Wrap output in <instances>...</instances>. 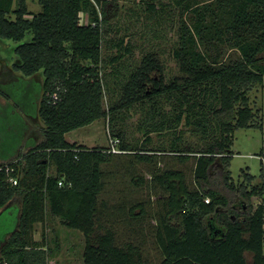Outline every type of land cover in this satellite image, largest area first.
Instances as JSON below:
<instances>
[{
    "label": "trees",
    "instance_id": "16d2710c",
    "mask_svg": "<svg viewBox=\"0 0 264 264\" xmlns=\"http://www.w3.org/2000/svg\"><path fill=\"white\" fill-rule=\"evenodd\" d=\"M38 2L41 9L33 11L25 0H18L12 9V0H0V85L16 83L17 89H25L37 84L35 114L43 122L38 141L0 161V215L15 213L13 229L0 240V264H48L50 250L43 233L39 239L34 237V224H43L48 213L82 232L83 264H150L140 242H119L116 230L101 217L102 208L108 206L102 197L107 194L102 164L115 163L114 157L123 153L132 155L131 162L152 165L148 176L142 173L131 179L136 186L147 185L149 179V185L158 188L152 209L153 237L160 251L157 264H264L262 166L258 178L243 171L244 182L235 187L240 204L244 198L260 199L248 207L243 219L236 207L228 206L225 194L202 186L218 157L224 167L229 165L237 128L264 126L256 121L248 95L254 84L264 88V63L259 55L264 50V0L202 4L172 0L185 13L173 49L181 75L168 81L155 78L151 72L160 64L147 53L130 70L119 101L108 110L167 100L174 110L167 128L170 122L184 120L208 140L198 149L132 148L120 130H112L111 135L119 138L120 152L108 151V145L70 142L64 135L107 113L102 46L110 40L116 5L109 0ZM81 12L88 15L87 22L81 21ZM26 33L30 37L24 40ZM226 44L235 48L234 56L226 58ZM0 94L8 96L1 86ZM166 150L176 156V165L162 164ZM189 161L191 181L183 168ZM227 171L223 179L232 186ZM15 197L18 209L9 205ZM136 206L140 212L145 209L143 201L131 208ZM245 252H251L250 261Z\"/></svg>",
    "mask_w": 264,
    "mask_h": 264
},
{
    "label": "rangeland",
    "instance_id": "374dc122",
    "mask_svg": "<svg viewBox=\"0 0 264 264\" xmlns=\"http://www.w3.org/2000/svg\"><path fill=\"white\" fill-rule=\"evenodd\" d=\"M116 5V14L110 20V40L102 46L104 78L108 85L103 97V106L107 110L105 116L100 117L89 124L74 128L67 133L68 139H78L87 146L109 144L111 131L122 133V139L132 148H156L172 149L189 146L194 149L205 146L208 138L202 137L199 132L193 131L184 120L170 122L171 127H166L168 118L174 110L169 101H158L152 106L151 101L132 103L108 110L114 101H119L122 94V83L141 60L142 56L151 53L160 66L151 72L155 78L163 77L165 81L174 76L181 75L179 64L174 57L173 49L178 37V25L180 18L185 13L182 8L176 7L172 0H109ZM197 4L209 0H195ZM18 0H12L11 9L16 7ZM27 8L33 11L41 9L38 0H25ZM115 5H111L114 8ZM13 16V13H10ZM82 22L88 21L85 12L80 13ZM30 37L26 33L24 40ZM12 44L16 42L10 40ZM225 56H234L235 48L230 44L223 46ZM1 55H6L1 51ZM264 63V50L259 54ZM112 56L116 59L110 60ZM111 68L115 69L112 73ZM113 74L117 76L114 77ZM3 79V78H2ZM3 92L0 94V152L3 155H11L29 143H33L35 136H41L40 126L43 124L40 117L35 114L34 106L37 100L38 85L32 83V88L17 89L16 83L12 85H0ZM109 86V89H108ZM150 86V84H148ZM249 103L252 107L257 122L264 124V88L261 84H254L248 92ZM159 100V99H158ZM164 122V123H162ZM110 136V137H109ZM231 157L229 165L223 166L220 158L212 165L209 178L202 183L204 188H216L225 194L228 206L242 213L243 219L248 207L255 206L260 200L257 196L243 199L235 189L240 182H244L243 171L253 174L258 178L261 172V160L257 155L264 154V126L240 127L234 131L230 146ZM162 164L176 165V156L165 151L161 155ZM132 155L123 153L114 157V162L102 164L107 194L102 195L108 206L102 208L101 217L105 224L116 230L119 242L133 240L140 242L142 254L150 264H157L160 259V251L154 242V220L152 215L153 198L158 188L149 185L136 186L132 183V177L144 173L152 168L151 164L134 161ZM147 165V166H145ZM192 163L189 161L183 168L191 181ZM230 172L229 181L232 186L224 182L223 174ZM109 180V182H108ZM116 182V184H115ZM19 199V198H18ZM137 201L144 202V211L140 212L138 206L131 208ZM134 211V213H133ZM14 210L5 211L0 215V240L2 235L13 229ZM43 233L46 245L50 250L48 264H83L82 250L84 236L76 228L64 225L60 218L48 213L46 221L37 223L34 227V237L39 239ZM250 261L251 252H245Z\"/></svg>",
    "mask_w": 264,
    "mask_h": 264
},
{
    "label": "crops",
    "instance_id": "0c3cea01",
    "mask_svg": "<svg viewBox=\"0 0 264 264\" xmlns=\"http://www.w3.org/2000/svg\"><path fill=\"white\" fill-rule=\"evenodd\" d=\"M96 120V119H95ZM94 121V120H93ZM92 121V122H93ZM89 124V123H88ZM87 125V124H86ZM73 130V129H72ZM71 130H69V131H67V132H65V138L68 140V141H70V142H77V143H82V144H85V143H83V142H81V141H79L78 139H68V137H67V133L68 132H70ZM38 137H37V135L35 136V141H38L41 137H39V139H37ZM32 144L31 143H29L28 145H25L24 147H19L20 148V150H17V151H15L13 154H9V155H3L4 153H1L0 152V161H5V160H7V159H9V158H11V157H13V156H15L18 152H22V151H25L27 148H29L30 146H31ZM85 145H87V144H85ZM9 205L10 206H12V207H14V208H16V209H18V206H19V199H18V197H15V198H13L11 201H10V203H9ZM37 223H40V222H36L35 224H34V227H36V225H37Z\"/></svg>",
    "mask_w": 264,
    "mask_h": 264
},
{
    "label": "built area",
    "instance_id": "2783aa9c",
    "mask_svg": "<svg viewBox=\"0 0 264 264\" xmlns=\"http://www.w3.org/2000/svg\"><path fill=\"white\" fill-rule=\"evenodd\" d=\"M54 97H56V94H54ZM118 143H119V138L118 137H110L109 138V144H108V151H111V152H120V151H123L119 146H118ZM259 157V159L261 160V163H262V169L264 170V154H261V155H257ZM1 168V167H0ZM6 169H9V167H6ZM9 180L12 181V183H16V179H14L13 177H9ZM61 182H59L60 184ZM209 198L206 197L205 198V201H208Z\"/></svg>",
    "mask_w": 264,
    "mask_h": 264
}]
</instances>
